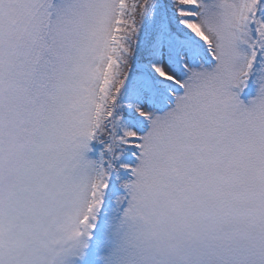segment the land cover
<instances>
[{"label":"snow or ice","instance_id":"1","mask_svg":"<svg viewBox=\"0 0 264 264\" xmlns=\"http://www.w3.org/2000/svg\"><path fill=\"white\" fill-rule=\"evenodd\" d=\"M0 264H264V0H0Z\"/></svg>","mask_w":264,"mask_h":264}]
</instances>
